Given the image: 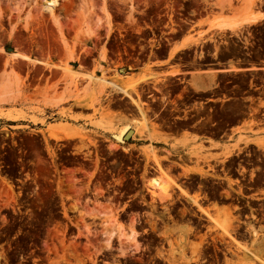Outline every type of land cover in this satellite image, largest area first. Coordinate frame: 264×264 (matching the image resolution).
Returning <instances> with one entry per match:
<instances>
[{
	"label": "rangeland",
	"instance_id": "1",
	"mask_svg": "<svg viewBox=\"0 0 264 264\" xmlns=\"http://www.w3.org/2000/svg\"><path fill=\"white\" fill-rule=\"evenodd\" d=\"M259 11H264V0H57L51 12L42 10L38 0H0V93L8 91L13 95L10 101L0 103V219L4 223L9 218L7 207L13 210L11 240L42 244L48 264H96L101 254L106 255L109 264H135L140 230L148 224L152 231L164 225L162 239L168 246L159 254L168 264H183L187 238L180 224L186 206L173 198L176 187L182 189L179 177L190 172L204 176L205 165L211 167L212 161L227 158L223 154L229 155V145L223 146L221 154L204 152L201 147L183 153L187 143L163 132L185 127L201 115H206L208 122H216L212 129L224 127L233 115L244 117L243 105L229 101L190 111L186 108L184 112L181 108L220 93H224L223 98L229 94L264 96V73L236 71L219 77L206 74L181 87L176 80L153 72L140 75L147 76L153 84H135L140 76L135 77L133 72L146 59L164 56L167 42L183 35L189 38L177 62L189 68L229 59L253 66L264 59V20ZM251 16L258 19L239 29H214L218 21L238 22ZM11 52L35 58H13ZM40 55L44 62L53 58L65 64L73 58L81 71L86 70L87 62L92 63V78L73 75L76 104L83 90L79 89L80 78L97 85L104 80L100 84L107 89L98 90L92 85V99L83 106L65 104L56 110L34 106L42 84L47 88L49 80L47 72L34 62ZM61 80L63 76L58 83ZM117 80L129 84L128 95L110 87ZM249 81L251 89L247 88ZM210 86L215 89L201 91ZM257 86L259 89L252 90ZM172 94L177 95L169 102ZM148 99L146 105L142 104ZM136 112L140 122L133 119L131 125L119 126L120 117L131 114L137 118ZM148 112L152 120L146 117ZM181 115L189 118H174ZM146 123L153 132L146 134V144H127L128 136L124 141L122 138L123 142L114 139L113 135L124 128L146 138ZM159 139L163 145L153 144L152 140ZM247 141L264 145V137L239 136L231 146L239 147ZM154 159L174 182L171 196L163 203L153 201L146 190L149 176L159 175ZM109 161L113 163L107 165ZM176 163L180 173L174 169ZM150 165H154L155 172L146 177ZM105 166L114 174L104 175ZM125 166L134 167L135 172L125 171ZM8 180L14 181L12 188ZM194 181L206 184L203 178ZM192 201L204 214L206 225L205 234L197 239L233 241L229 235L233 236L234 218L226 207L214 205L212 211L205 209L206 215L194 197ZM141 210L147 211L148 222L144 224H138ZM176 211L179 215L171 217ZM145 233L144 242L153 240L152 232ZM121 235H128L126 240L131 236L133 239L122 241V245L118 239ZM234 247L238 255L234 264H264V249L246 250L237 243Z\"/></svg>",
	"mask_w": 264,
	"mask_h": 264
},
{
	"label": "flooded vegetation",
	"instance_id": "2",
	"mask_svg": "<svg viewBox=\"0 0 264 264\" xmlns=\"http://www.w3.org/2000/svg\"><path fill=\"white\" fill-rule=\"evenodd\" d=\"M178 55L175 57V61L178 60ZM229 61L235 62L237 65L233 66L239 69L234 70L230 68L231 66H225L227 61L221 63H209L202 66H193L191 68L180 63L183 70L177 73V76L165 77L162 74L159 75L166 79L176 80V84H181V87H186L184 83H187L188 85L189 81L193 78H202L206 74H215L219 77L221 75L235 73L236 71H243L248 74L258 72L264 73L262 66L260 65L264 62V59L260 62L254 63L253 66L251 63H244L241 60L229 59ZM195 68L204 70L202 72H206L202 75L198 74L193 77L190 75V72ZM211 69L217 70L215 72H210ZM228 70L231 71L228 73ZM251 70L258 71L251 72ZM140 84L151 85L153 82L148 78L147 81ZM234 86L235 85H232L231 87L233 88ZM251 87L252 86L249 81L247 88L251 89ZM213 89H215V87L210 86L209 88L201 91L210 92ZM257 89H259V86L252 88V90ZM260 92L261 91H258V93ZM176 95L177 94H172L168 101L170 102L174 100ZM223 95L224 93H220L219 96H209L200 101H194L188 106L181 108V111L184 112L186 108L187 111H190L194 107L201 109L212 105H220L222 102L229 101V103H238L243 105L241 113L244 117L237 118L233 115L229 123H226L224 127L217 129L211 128V126H214L216 122H208L206 115H201L187 126L178 129H171L169 124H164L165 128H170L171 130H165L163 133L169 134L170 137H174L175 135L183 132H190V130H198L207 133L208 136L214 137L218 140V142H220L217 146L198 145L197 147L203 148L204 152L210 151V153L213 154H221L223 152V146L229 145V155L223 154L224 157L227 158L223 160H215L214 162L212 161L210 164L211 167H207L205 165L204 170L206 172L204 176L199 175L197 172H190L188 176L182 174V176L179 177V182L182 183V189H185L188 194L185 197L190 198L188 200L183 199L181 197L182 193L180 194V190L176 187L173 198L178 200V203L186 206L185 210L181 212L184 219L180 224L186 232L187 238L183 244L186 258L183 264H234L238 256L237 253H235V243H237L240 248L246 247V250L250 248L264 249V145H258L253 141H247L241 143V146L239 147L231 146L239 137L235 133L231 132L233 123L235 122L242 121L246 125L244 135L242 136L247 137L248 139L264 137V96L256 95L254 97H250L248 95L234 96L233 94H229L228 97L223 98ZM146 97H150V95H147ZM146 101L149 102L150 99L143 101L142 104L146 105ZM147 114L146 117L149 118V115H151L152 117L150 120H152L153 115L150 112ZM191 116H193V114H191L190 117ZM174 118L179 121H183L189 117H183V115H181ZM251 120H254V123L249 124L248 122H251ZM128 130L129 129L125 132L127 134L124 133L122 135L123 141L124 138L128 136L126 143H137V146L146 144V142L149 141V137L146 134L153 133L151 129L146 130V133L143 135L146 138H140L139 135L134 133V130ZM152 142L153 144H158V146L164 144L160 141V139L152 140ZM185 147L182 149L183 153H186L187 151ZM112 163V161H109L107 165ZM125 169V171L128 170V172H135L134 167L125 166ZM174 169H178L177 173H180L179 170L181 167L177 164ZM148 170L149 171L147 172L148 174L146 177L155 172L154 165H150ZM142 172L143 170L138 172V179H141ZM103 174L113 175L114 173L105 166ZM128 175L129 177H133V174L129 173ZM195 178L198 180L203 178L206 184H200L199 182L194 181ZM15 180L19 181L18 179ZM8 181L10 182V184H7L8 187L12 188L14 186V181ZM107 182H110V180ZM107 187L110 188L113 187V185H107ZM113 192L117 193L119 197L122 195V192L120 191ZM182 196H184V194ZM193 197L202 209L204 208L212 211L211 207L215 205L217 208L226 207L229 210L230 216L234 218L231 230V234H233V236L229 235L233 241L221 238L211 240V237L201 241L197 239L198 236L205 234L206 225L204 223L205 218L202 217L204 214L193 203ZM128 201L129 200H126V202ZM122 204H125V201H123ZM143 205H145V203L142 202V206ZM7 209L9 218H6L4 223H2L0 219V238L6 237L5 240L0 241V264H48L45 260L46 250L42 247V244H35L32 242H14L11 240L13 238V236L10 235L13 227L11 215L14 212L9 207H7ZM178 210L179 209H177V211ZM177 211L170 216L179 215ZM146 214L147 211L145 210H141L139 212L138 224L148 222ZM163 228H165L164 225H157L155 231H152L154 229L148 224L145 228L140 230L139 234L137 233V237H139L140 240L138 241L139 246L136 251L137 256L135 264H168L165 262L166 258L159 254L160 249H167L168 246L167 241L162 239ZM146 231L149 233L152 232L153 240L151 239L148 242H144L146 238H144L143 235L146 234ZM255 238L256 240H254ZM101 257L102 258L95 260L96 264H109L105 254H101ZM87 264H90V262ZM121 264H124V262H121Z\"/></svg>",
	"mask_w": 264,
	"mask_h": 264
},
{
	"label": "crops",
	"instance_id": "3",
	"mask_svg": "<svg viewBox=\"0 0 264 264\" xmlns=\"http://www.w3.org/2000/svg\"><path fill=\"white\" fill-rule=\"evenodd\" d=\"M248 4L250 5V3ZM259 12L263 14L261 16V20H264V11H259ZM246 18L248 17H245V18L242 17V20ZM229 22H232V21H229ZM188 38L189 37L187 35H183L176 40H172L168 42L167 53L161 58H152V59L149 58L143 61L133 72L134 76L135 77L140 76L142 74H147L148 72L162 74L165 77L177 76V73L181 72L183 68L179 62L175 61V57L173 58V56H177L180 51L184 50V47L186 45L184 42ZM172 50H173V53L170 55V51ZM96 53H98V51H96ZM30 58L33 60V58L35 57L34 55H32L30 56ZM38 58L40 59H34V61L38 60V62L39 61L41 62V63L39 62L38 64L47 72L46 77H49V80L47 83V88H45V85L42 84L41 89H40L41 91L37 95L36 99L34 100L35 101L33 104L34 106L37 105L42 109L54 108L55 110L66 107L65 104H68L70 106H73V105L83 106L85 102H89V100L92 99L91 92L92 90H94L92 85H94V88L98 90H103V88L107 89L106 87H103V88L100 87V85H97V83L93 82V80L87 83V78H84L83 80L79 77L80 78L79 79L80 81L79 89H83V90L80 92L81 95L79 96V98H81V101H79V103L76 104L73 101V98H74L73 75L75 76V78L79 74L89 76V79L92 78L90 76L92 63L87 62L88 65L85 66L86 70L81 71L78 69L76 60L73 58L68 59L66 61V64L64 60L53 59V58L52 59L49 58V60H46L47 62H44L42 55H40ZM42 63H46V64L44 65ZM100 65L103 66V63H100ZM233 65H237V64L235 62L229 61L226 63L225 66L230 67ZM260 65L262 66V70L264 71V62L261 63ZM202 71L204 70L195 68L194 70L190 72V75L194 77L198 74L202 75L206 72V71L205 72H202ZM230 71L231 70H228L227 72L229 73ZM257 71L258 70H251V72H257ZM99 72H100L99 70L96 71L97 77H99L97 75ZM62 76L64 77V80H61L58 83L59 78ZM113 84L117 85L118 87L125 88L127 89V91L130 90L128 88L129 84H127L125 81L117 80V83L114 82ZM55 100L58 101L57 105L50 103L51 101H55ZM75 113H78V112H75ZM135 115H136L135 117L137 118H133L129 116V114L128 115L124 114L122 117H120L119 126L121 127L125 124L131 125L133 119H136L138 122H140L139 114L136 113ZM151 117L152 116L149 115V119ZM146 126L148 130H150L149 129L150 127L147 123H146ZM245 128H246V125L244 122L242 121L235 122L233 123L231 132L235 133L238 136H242L244 135ZM174 140L187 143L185 147L186 149L197 147L199 144L206 145V146H217L218 144H220V142H218L216 138L208 136L207 133L198 131V130H190V132H187V133L183 132L181 134H177L174 136ZM181 197L186 200L190 199L182 195Z\"/></svg>",
	"mask_w": 264,
	"mask_h": 264
},
{
	"label": "bare ground",
	"instance_id": "4",
	"mask_svg": "<svg viewBox=\"0 0 264 264\" xmlns=\"http://www.w3.org/2000/svg\"><path fill=\"white\" fill-rule=\"evenodd\" d=\"M38 4H39V7L42 10H45L47 12H51L52 8L55 7V5L57 4V0H38ZM257 19H258L257 16H254V17L251 16V17H248V18H246L244 20L241 19L242 21H238V22H236V21H232V22L218 21L215 24V28L214 29L220 30V31H223V30L233 31V30L239 29L240 27H242L245 24H248L250 22H254ZM91 32H93V31H91ZM10 56L13 57V58H22V59H26V60H29V61H33L32 59L28 58L27 56H24L23 54H19V53H12V54H10ZM34 62L39 63L40 61L38 62V60H37V61H34ZM42 64L45 65L46 63H42ZM212 71H216V70H212ZM147 78H148L147 76H141L140 78L136 79L134 81V83L137 84L139 82H143ZM101 82L104 83L105 81L104 80H100V83ZM100 83H99L100 87H102V88L105 87L103 84H100ZM110 84H111L110 87L114 91H116L118 93L120 92V93H124V94L128 95L127 89H123V88L118 87L117 85H114L112 83H110ZM12 96H13L12 93L8 92V91L7 92L4 91L3 93H0V103L6 102L8 100L10 101ZM50 103H52L54 105H57L58 101L55 100V101H51ZM62 124H64V123H62ZM57 127H53V128H57ZM123 131L126 132L127 130H125V128H124L119 133L113 135L114 139L116 141H118V142L122 141V135L125 133ZM154 160H155V163L158 166L159 175H155V176H151V177L149 176V178L147 180V184H146V190H147L150 198L153 199V201H156L158 203H163V202L167 201V199H169V197L171 196V189L173 187L174 182L172 181L171 178L168 177L166 172H164L163 170L160 169L158 163L156 162V159H154ZM162 173H163L164 176L162 175ZM178 189H179V187H178ZM179 190H180V193H182V194L187 196L186 192L183 189H179ZM202 211L206 215H208L207 211L204 208L202 209ZM131 235H134V233L131 232ZM122 236L123 235L118 237L119 241H121V242L126 240L128 235L127 236L124 235L123 236L124 238ZM125 237H126V239H125ZM129 239L132 240L133 236L128 237V240L124 241V243L129 241ZM124 243L122 242V245H124Z\"/></svg>",
	"mask_w": 264,
	"mask_h": 264
},
{
	"label": "water",
	"instance_id": "5",
	"mask_svg": "<svg viewBox=\"0 0 264 264\" xmlns=\"http://www.w3.org/2000/svg\"><path fill=\"white\" fill-rule=\"evenodd\" d=\"M12 53V52H11Z\"/></svg>",
	"mask_w": 264,
	"mask_h": 264
}]
</instances>
